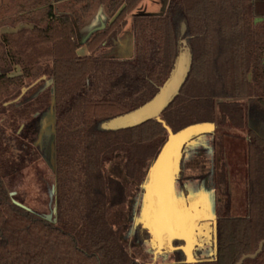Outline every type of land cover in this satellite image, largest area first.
Returning <instances> with one entry per match:
<instances>
[{"label": "trees", "instance_id": "trees-1", "mask_svg": "<svg viewBox=\"0 0 264 264\" xmlns=\"http://www.w3.org/2000/svg\"><path fill=\"white\" fill-rule=\"evenodd\" d=\"M53 1H44L38 23L45 25L3 34L6 52L1 57L0 100L17 96V90L32 77L36 62L53 60L54 82L23 103L2 104L6 116L0 124V264H150L130 255L110 221L112 210L126 201L128 186L106 176L104 165L124 152L127 175L141 177L142 162L157 157L168 131L155 119L119 129L105 123L151 100L167 81L181 47V17L187 25L184 36L192 62L180 93L162 113L171 129L179 132L194 124L215 123L218 118L219 126L240 121L246 107L237 101L220 102L216 116L214 97L218 95L248 97V113L255 114L258 108L264 111V0H170L165 14L135 16V50L129 59L93 54L115 39L127 15L142 0H99L113 20L84 42L79 30L92 16L96 0H73L70 12H55ZM196 39L202 41L198 54L192 45ZM82 45L89 48V55L78 54ZM222 48L230 52L223 76L207 86L208 68ZM14 64L23 71L10 76ZM190 84L199 90L198 95H189ZM52 102L56 223L14 203L2 173L7 131L28 134L38 111ZM248 134L246 213L232 212L233 195L224 163L225 201L219 212L217 251L211 260L195 264H237L244 254L255 252L264 238V136L250 127ZM10 139L20 141L16 136ZM22 152L24 157L30 153L27 148ZM13 168L18 169L19 162ZM148 238L149 231L139 226L135 241L145 243ZM175 258L152 264H192L185 262L181 249ZM243 264H264V247Z\"/></svg>", "mask_w": 264, "mask_h": 264}, {"label": "rangeland", "instance_id": "rangeland-1", "mask_svg": "<svg viewBox=\"0 0 264 264\" xmlns=\"http://www.w3.org/2000/svg\"><path fill=\"white\" fill-rule=\"evenodd\" d=\"M44 1L45 0H1L0 1V73L2 71V55L6 52V48L3 44V34L16 32L22 27L31 28L34 24L45 25L38 23L39 18L44 13ZM96 0L93 4V14L87 21V23L95 16L100 8L103 9L107 15V11L102 2ZM170 1V0H169ZM69 2L73 0H66L61 6V10H69ZM65 4V5H64ZM169 7V5H168ZM168 10L166 8V0H142L131 13L126 17V23L123 28L118 32L115 39L112 41L105 42L97 51L94 56L97 57H114L118 53H123L126 48H129L131 41H134L135 48V37L133 31V22L135 16H152L162 15ZM108 16V15H107ZM43 18V17H42ZM113 18H109L108 24L112 22ZM86 23V24H87ZM22 24L24 26H22ZM185 26V27H184ZM186 21L182 17L179 19L178 31L182 33V29L186 31ZM185 33V32H184ZM133 37V39H132ZM181 39H185L183 35ZM117 42V43H116ZM201 40H192L193 52L198 54L201 50ZM119 44V45H117ZM86 46V45H85ZM87 49V50H86ZM85 52L90 54L89 48L86 46ZM118 49V50H117ZM85 55V56H87ZM230 52L227 48L219 50L217 58L210 64L209 70V85L214 84L216 79H221L223 76L224 63L229 58ZM116 58V57H115ZM118 58V57H117ZM31 78L26 80V85L17 90V96L13 99H8V96H4L0 100V124L3 125V117L6 116L3 106H8L11 103H23L25 100L32 97V95L39 91L43 84L50 82L53 73V60H44L36 62ZM22 67L14 64L13 70L8 72L10 76L18 75L22 73ZM249 79H251V73H249ZM49 86V85H47ZM190 84L187 88L189 95H198L199 90ZM196 90V91H195ZM223 101H237L245 105L246 111L243 113V118L237 122L225 123L223 126H219V118L215 122L216 128L204 137L209 143L206 145L208 151H204L205 157L202 159L191 158L190 163L187 161L185 164L186 169L192 168L191 170L208 171L213 166V160L215 161V167L222 169V165L225 163L227 168V175L229 179V189L232 192V212L235 215H244L246 213L247 202H246V190H247V142L249 138L248 129L250 127L249 115L253 118L258 119L263 123L264 126V111L258 108L257 113H248V105L251 104V99L248 97L234 98L230 96H216L214 97L215 102V113H218V104ZM51 105L45 106L43 110L38 111L36 114L35 121L33 123V132L29 137L27 133H21L16 131H7V143L4 147L7 148V154L5 155V166L3 167L2 173L7 184L8 190L13 199L25 204L35 213L49 214L57 206V175L56 170L51 166V147L54 142V133L52 127H50V121L53 120L51 114ZM219 117V116H218ZM241 122V123H240ZM47 124V128L40 138V133ZM49 126V127H48ZM22 128V127H21ZM24 134V136H23ZM19 135L23 136L20 139ZM16 136L20 141H11V137ZM23 138H26L25 141ZM24 141V142H22ZM12 146V147H9ZM213 147H215V154L213 156ZM23 149H28L30 153L28 156H23ZM210 150V151H209ZM201 151V150H199ZM208 153H211L208 155ZM195 160V162H193ZM19 162V168L14 169L13 165ZM125 162L126 155L124 152H120L113 161L107 162L104 165V173L106 176H112L120 179L128 186V200L117 208L113 209L110 215V221L115 229L118 231V235L124 246L127 248L131 256H133L139 262L146 263H161L171 262L176 258L174 255L158 256L155 257L154 250L147 243L136 242L133 235V227L135 220L134 218L140 216L138 197L140 191H136L133 186H130L133 181L126 178L125 173ZM151 159L142 162V175L137 179V186H141L146 182L147 176L144 173L148 171ZM211 165V166H210ZM214 167L211 168V170ZM144 176V177H143ZM136 191V192H135ZM135 202L131 204V199L134 198ZM142 194V193H141ZM206 199L213 203L214 195L212 188L206 187L205 189ZM133 196V197H132ZM55 216V215H54Z\"/></svg>", "mask_w": 264, "mask_h": 264}, {"label": "water", "instance_id": "water-1", "mask_svg": "<svg viewBox=\"0 0 264 264\" xmlns=\"http://www.w3.org/2000/svg\"><path fill=\"white\" fill-rule=\"evenodd\" d=\"M168 3L169 0H166V8ZM184 32L185 28L182 29L180 36L181 47L176 57L174 68L167 81L160 88L159 92L151 100L140 107L106 122L105 126L108 128L119 129L135 126L149 119H155L161 122L167 129L168 139L161 148L157 157L152 161L147 171L146 182L143 184V188L146 190L147 200L149 202L148 207L144 211V227L152 234L153 240L157 241L159 245H163L165 241L171 243L174 239L184 240L186 244L180 248L183 249L186 254L185 262L194 264L197 262V259L194 258L192 253L195 243V239L193 238V233L196 228L195 220L192 217L189 218L186 215L183 216L182 213L177 210L175 197L176 178L179 171L182 149L186 143L202 134L212 133L215 130L216 125L215 123H199L188 126L179 132H174L162 118L163 111L180 93V90L190 72L192 51L187 40L181 39ZM129 51L128 55L126 54L123 56L118 53L114 57L132 58L134 55L133 42L130 45ZM50 107L51 114L54 115V102H52ZM49 125L52 127V132L54 133V116ZM42 128L44 129L40 133V138L43 136L47 128V124H45ZM51 154L52 157L50 164L52 168L56 170L55 135L54 142L51 147ZM13 201L17 205L31 211V209L25 204L15 199H13ZM36 214L54 223L58 220L56 204L49 214ZM263 247L264 238L259 242L258 248L255 252L244 254L237 264H243L248 258H256L263 250Z\"/></svg>", "mask_w": 264, "mask_h": 264}, {"label": "flooded vegetation", "instance_id": "flooded-vegetation-1", "mask_svg": "<svg viewBox=\"0 0 264 264\" xmlns=\"http://www.w3.org/2000/svg\"><path fill=\"white\" fill-rule=\"evenodd\" d=\"M79 33L81 35V39L83 42L86 41L92 35V33L91 34L88 33L85 34L83 37L80 30ZM120 59H129V58H120ZM53 82L54 81L52 76L50 82L45 81L43 87H41L39 91L35 92L32 96L37 95L40 91L45 89L47 85H50ZM249 118H250L249 120L250 128L256 130L260 135L264 136L263 123L256 118L252 119V117L250 116ZM251 119L254 123H252ZM32 132H33V128L28 132V137ZM205 135L206 133L200 135L199 137L189 140L188 143H186V145L183 147L182 155L180 157L179 171L176 178V188H175L177 210H179L183 216L186 215L189 218L192 217L195 220L196 228L193 233V238L195 239V243L192 249V253L194 258L197 259V262L201 260H211L212 258H214V255L216 254L219 212L222 208L223 202L225 201L224 188L221 183L222 169L220 168L218 171L217 166L216 167L214 166L216 159L213 160V166L210 165L211 167L208 171L198 170L196 172L194 170H191L192 168H189L188 170L186 169L187 165L185 163L187 161L190 163V160H192L193 158L202 159L205 157L204 151H208V149H206V145L207 143H209L208 140L205 139L204 137ZM212 149L214 156L215 147H213ZM210 154L211 153H208V155ZM193 162H195V160ZM212 167L214 168L211 170ZM125 173H126V178L131 179L133 181V184L131 183L130 186H133L136 189V191L138 190L140 191L138 195L140 199L138 201L136 200V204L138 202L140 207L139 208L140 216L134 218L135 223L133 227L134 228L133 235H135L139 226L144 227V223H145L144 211L148 207L149 202L147 200L146 190L143 188V185L142 188L141 186L140 187L137 186V179H139L140 177L130 178L127 175L126 169H125ZM123 184L127 186L126 183L123 182ZM206 187L212 188L213 190V195H214L213 203H210L206 199V195H205ZM135 192L133 194L134 198H132L130 201L131 204L132 203L135 204V202H133L136 199ZM127 200H128V191L126 195V201ZM145 241H146L145 243L149 244V246L153 248L156 258L158 256H165V257L169 255L175 256L177 249H181L180 247L185 246L186 244L185 241L182 239H174L171 243L165 241L163 245H159L157 241L153 240V236L150 232H149V238L146 239ZM181 250L183 251L186 260V254L183 249Z\"/></svg>", "mask_w": 264, "mask_h": 264}, {"label": "crops", "instance_id": "crops-1", "mask_svg": "<svg viewBox=\"0 0 264 264\" xmlns=\"http://www.w3.org/2000/svg\"><path fill=\"white\" fill-rule=\"evenodd\" d=\"M1 1V0H0ZM66 0H54L53 1V4H54V8H55V12H70V10H61V6H63V3L65 2ZM70 1V0H69ZM65 5V4H64ZM109 22V17L105 14V12L103 11L102 8L99 9V11L95 14V16L87 23L85 24L81 29H80V32L81 34L84 35L85 34H91L93 33L94 31L98 30V29H101L103 28L104 26H106ZM22 26H24L22 24ZM84 39V38H83ZM133 39V37H132ZM133 42V48H134V41L132 40ZM117 43V42H116ZM119 45V44H117ZM85 49H86V46L85 45H82L79 49H78V54L81 55V56H85L87 55L88 53L85 52ZM87 50V49H86ZM130 47L129 48H126L125 51H123V53H121L123 56L124 55H128V53L130 52ZM252 121V119H251ZM252 123H254L252 121ZM254 126V124H253ZM258 128V127H257Z\"/></svg>", "mask_w": 264, "mask_h": 264}]
</instances>
